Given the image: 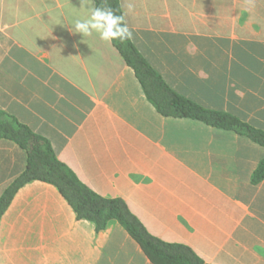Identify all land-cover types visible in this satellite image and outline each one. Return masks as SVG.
<instances>
[{
  "label": "crops",
  "instance_id": "crops-1",
  "mask_svg": "<svg viewBox=\"0 0 264 264\" xmlns=\"http://www.w3.org/2000/svg\"><path fill=\"white\" fill-rule=\"evenodd\" d=\"M174 93L264 131V0H119ZM128 5L132 10L128 11ZM90 0H0V110L47 138L91 190L206 264H264V145L165 114L113 41L69 31ZM84 41V42H83ZM28 153L0 138V202ZM116 219L98 229L31 180L0 215V264H155Z\"/></svg>",
  "mask_w": 264,
  "mask_h": 264
},
{
  "label": "trees",
  "instance_id": "trees-1",
  "mask_svg": "<svg viewBox=\"0 0 264 264\" xmlns=\"http://www.w3.org/2000/svg\"><path fill=\"white\" fill-rule=\"evenodd\" d=\"M96 8L107 3L123 14L119 0H94ZM126 61L136 70L148 96L165 114L192 117L214 126L234 128L254 141L264 145V131L258 130L229 114L207 110L200 105L174 93L162 77L149 65L136 49L131 39L113 40ZM0 138L20 144L28 153V164L24 173L5 191L0 202V215L21 186L31 180H42L57 186L80 218L96 223L98 229L106 227L112 219L118 220L138 240L155 264H206L193 250L184 244L168 243L151 235L122 199L106 198L91 190L58 159L49 140L35 133L17 118L0 110ZM264 176V165L260 166L254 181Z\"/></svg>",
  "mask_w": 264,
  "mask_h": 264
},
{
  "label": "clouds",
  "instance_id": "clouds-1",
  "mask_svg": "<svg viewBox=\"0 0 264 264\" xmlns=\"http://www.w3.org/2000/svg\"><path fill=\"white\" fill-rule=\"evenodd\" d=\"M90 0H81V9H85L86 3ZM132 6L128 5V11ZM83 15H77L73 18L69 31L73 34H81L83 38L91 37L97 34L100 40L111 42L132 38V32L125 22L126 14H116V10L104 4L103 8H87L83 10ZM84 42V41H83Z\"/></svg>",
  "mask_w": 264,
  "mask_h": 264
}]
</instances>
